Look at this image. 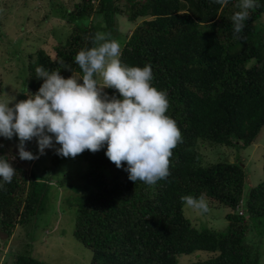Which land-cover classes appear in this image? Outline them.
<instances>
[{
  "label": "trees",
  "instance_id": "16d2710c",
  "mask_svg": "<svg viewBox=\"0 0 264 264\" xmlns=\"http://www.w3.org/2000/svg\"><path fill=\"white\" fill-rule=\"evenodd\" d=\"M257 2L260 6L249 10L239 34L242 39L234 38L231 21L239 0H228L226 6L213 0H73L66 10L53 3L52 14L72 28L53 53L38 47L25 55L24 96L35 94L43 83L36 75L38 66L51 71L63 61L82 76L76 54L93 46L97 32L110 33L121 43L123 64L151 65L152 84L167 91L166 115L182 134V143L172 150L170 175L154 185L131 181L127 163L117 168L106 156V143L95 153L77 155L88 166L75 186L80 193L74 197V235L92 251V264H178V256L196 250L212 254L192 264L261 263L263 240L249 239V229L264 217V181L246 194L244 165L226 160L206 166L198 150L210 143L240 150L264 131V0ZM118 15L134 22L131 32H121ZM60 74L68 78L72 72L60 68ZM4 91L1 80L0 95ZM105 94L122 98L114 88ZM3 156L16 169L11 183L0 177V233L11 241L17 227L41 211L50 175L29 171L5 149L0 150ZM60 182L64 187L65 181ZM186 195H203L212 207L230 208L226 230L194 225L181 200ZM9 245L0 244L3 259ZM11 254L12 264H50L21 250Z\"/></svg>",
  "mask_w": 264,
  "mask_h": 264
},
{
  "label": "clouds",
  "instance_id": "9594fccd",
  "mask_svg": "<svg viewBox=\"0 0 264 264\" xmlns=\"http://www.w3.org/2000/svg\"><path fill=\"white\" fill-rule=\"evenodd\" d=\"M213 2L228 4V0ZM259 6L257 0H239V11L231 16L234 38H243L239 34L250 17L249 10ZM110 36L97 32L93 46L76 54L75 63L82 76L63 61L51 71L38 66L36 75L43 83L35 94L29 93L27 99L12 106L14 98L0 99V136H18L21 160L39 158L25 148V142L33 137L37 138L40 155L53 146L54 138L60 145L57 154L73 158L85 150L95 153L106 143V156L117 168L126 162L131 181L154 185L170 175L172 150L182 143V134L177 122L166 115L167 91L152 84L151 65L123 64L121 43ZM60 68L70 70L72 75L64 78ZM104 88L118 90L122 98L107 99L102 95ZM9 159L0 157V177L6 183H11L16 172ZM181 200L194 211H209L203 195L181 196Z\"/></svg>",
  "mask_w": 264,
  "mask_h": 264
},
{
  "label": "rangeland",
  "instance_id": "374dc122",
  "mask_svg": "<svg viewBox=\"0 0 264 264\" xmlns=\"http://www.w3.org/2000/svg\"><path fill=\"white\" fill-rule=\"evenodd\" d=\"M54 2L59 4L61 10L73 7V0H0V81L2 80L5 85V91L0 95V99L14 98L12 105L27 99L22 85L25 77L22 66L25 55L36 51L38 47L46 48L53 53V47L58 40L65 38L71 31L70 23L52 14ZM121 2L126 4L127 0ZM117 19L121 32H131L135 27L134 22L129 21L125 15H118ZM261 21L264 23V15ZM124 40L123 38L122 42ZM105 93L106 88L103 89L102 95ZM18 144L19 138L16 135L11 139L0 136V150L5 149L12 157L16 155L18 157L16 162L23 161L26 168L29 171L33 170L36 175L47 177L50 175V181L43 207L36 219L19 225L11 241L4 240L0 235V244L10 242L11 247L10 252L5 254V259L2 251L0 252V264H12L13 249L30 253L50 264H92V251L74 235L77 209L74 206V197L80 193L79 188L75 186L82 181L80 175L88 166L87 162L79 156L61 160L57 156L56 148H46L44 154L40 155L36 137L26 141L25 148L39 158L21 160L18 155ZM58 145L53 138V147ZM198 150L206 166L226 160L244 165L247 171L244 187L246 194L252 187L264 181V131L252 144L240 150L220 143L201 144ZM61 179L65 181L64 187L58 185ZM208 207V212L201 213L186 206L185 214L197 227L226 230L228 227L226 215L231 209L227 206L212 207L209 203ZM259 220L261 223L258 221L251 223L249 239L263 240L260 264H264V217ZM5 247L9 250L8 246ZM211 254L196 250L178 256L177 260L178 264H192L207 260Z\"/></svg>",
  "mask_w": 264,
  "mask_h": 264
},
{
  "label": "built area",
  "instance_id": "2783aa9c",
  "mask_svg": "<svg viewBox=\"0 0 264 264\" xmlns=\"http://www.w3.org/2000/svg\"><path fill=\"white\" fill-rule=\"evenodd\" d=\"M241 206H242V204H240V205H238V206H237V210H239V211H240V213H242V212H243V209H242V207H241Z\"/></svg>",
  "mask_w": 264,
  "mask_h": 264
},
{
  "label": "crops",
  "instance_id": "0c3cea01",
  "mask_svg": "<svg viewBox=\"0 0 264 264\" xmlns=\"http://www.w3.org/2000/svg\"><path fill=\"white\" fill-rule=\"evenodd\" d=\"M0 235H1V237L4 239L6 236H3V234L2 233H0Z\"/></svg>",
  "mask_w": 264,
  "mask_h": 264
}]
</instances>
